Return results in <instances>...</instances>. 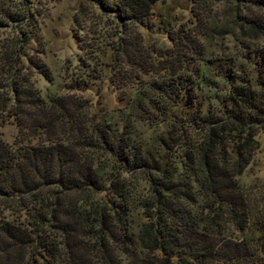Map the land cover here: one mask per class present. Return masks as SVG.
Here are the masks:
<instances>
[{
	"label": "trees",
	"instance_id": "1",
	"mask_svg": "<svg viewBox=\"0 0 264 264\" xmlns=\"http://www.w3.org/2000/svg\"><path fill=\"white\" fill-rule=\"evenodd\" d=\"M94 1L110 29L89 24L97 37L79 43L69 88L110 68L129 97L117 119L71 94L44 97L19 50L0 48V127L18 131L0 137V264H264V216L242 183L264 125V59L257 77L217 68L264 57V0H222L231 30L216 57L215 0H187L164 47L142 38L162 0ZM39 56L28 62L47 77ZM138 122L156 132L151 146Z\"/></svg>",
	"mask_w": 264,
	"mask_h": 264
},
{
	"label": "rangeland",
	"instance_id": "2",
	"mask_svg": "<svg viewBox=\"0 0 264 264\" xmlns=\"http://www.w3.org/2000/svg\"><path fill=\"white\" fill-rule=\"evenodd\" d=\"M223 5L222 0H215L211 7L217 34L214 40L209 42L208 47L211 54L209 55L214 57L221 55L219 41L222 33L231 30V27H228L230 15H223L226 13ZM189 16V1H160L155 7L154 18L157 26L149 31L142 30L143 44L166 46L164 31L176 29L181 23L187 22ZM96 23L100 29L109 30L110 27L106 28V25L111 23V17L97 12L94 0H0V48L9 44L13 52L19 50L20 68H30L27 72L35 88L44 97L71 94L73 99L89 103L91 112L108 111L117 119L120 113L117 110L126 108L129 97L126 99L127 95L124 96V89L111 87L110 68H104L101 79L91 82L86 89L73 91L69 88L71 78L83 73L79 67V60L86 52L79 48V43L84 44L90 37H97L88 32L89 24L95 29ZM22 31H33L34 38L24 43ZM78 37H82L83 42H79ZM38 55L48 70L47 77L41 75L39 70L28 62V59ZM263 59L264 57L260 55L254 56L251 61L241 59L234 63L222 62L217 68L222 72L230 67L237 70L242 68L245 73L257 77L256 65ZM214 79L216 86H225V81L220 77L215 76ZM212 97L215 98L213 95ZM136 130L151 146L156 135L154 129L144 122H138ZM17 133L14 125L0 127V137L8 143L13 142ZM256 141L251 162L242 175V183L255 210L260 209L264 216V125L259 128Z\"/></svg>",
	"mask_w": 264,
	"mask_h": 264
}]
</instances>
